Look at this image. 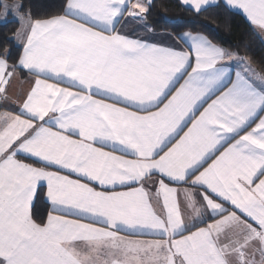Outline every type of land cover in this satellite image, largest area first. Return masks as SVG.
Returning <instances> with one entry per match:
<instances>
[{"label": "snow or ice", "instance_id": "1", "mask_svg": "<svg viewBox=\"0 0 264 264\" xmlns=\"http://www.w3.org/2000/svg\"><path fill=\"white\" fill-rule=\"evenodd\" d=\"M181 3L239 10L264 39V0ZM3 6L21 27L0 100L33 79L0 112V264H264V62L202 32L131 36L154 34L151 0Z\"/></svg>", "mask_w": 264, "mask_h": 264}, {"label": "trees", "instance_id": "2", "mask_svg": "<svg viewBox=\"0 0 264 264\" xmlns=\"http://www.w3.org/2000/svg\"><path fill=\"white\" fill-rule=\"evenodd\" d=\"M0 1L14 2V0ZM19 2L23 4L22 13L30 10L34 18H44L58 13L62 0H19ZM146 21L157 31L165 30L173 34L189 30L202 32L213 42L227 49L238 50L242 55L250 56L255 62H264L263 42L247 20L233 10L210 6L200 15H194L179 0H151V9ZM18 27L16 20L0 21V53L7 47L11 50L13 58L16 56L19 48L13 40V35ZM47 210V204L39 192L33 204L34 218L38 221L44 219Z\"/></svg>", "mask_w": 264, "mask_h": 264}, {"label": "crops", "instance_id": "3", "mask_svg": "<svg viewBox=\"0 0 264 264\" xmlns=\"http://www.w3.org/2000/svg\"><path fill=\"white\" fill-rule=\"evenodd\" d=\"M179 1L181 2V0H179ZM4 3H5L4 1H0V4H1L0 21H4L7 19L16 20L19 24V27H18V29H19L21 27L20 21L17 17H15L11 13V11H9V14L7 15V17H5L3 15V13L5 12V9L3 6ZM6 3L12 4L13 2L12 3L6 2ZM232 10L241 14L244 17V15L242 14L241 11L236 10V9H232ZM146 23H147V21H146ZM143 24H144V22L129 20L127 25L125 26V31L133 37L148 36L153 42H159L161 44L172 43V36L169 35L171 32L165 31V30H160V31L154 30V34H151V33H148L145 31ZM147 25H148V23H147ZM15 33H14V35H15ZM171 34H173V33H171ZM14 35H13V37H14ZM258 36L264 44V39H262L260 35H258ZM14 42L17 45V42L15 40H14ZM32 79L33 78L26 71L18 70L17 77L13 78L10 86L8 87V91H7L8 99L7 100H0V112H3V111H13L14 112V111H16V102L18 100L23 99L22 93H23V91H26L27 89H29ZM46 191H47L46 185L39 187L38 191H37V194L40 192L43 200L45 201V203L47 204V207H48V210H47L44 218H46L47 213L50 210V202L47 200ZM37 194L34 198V202L36 200ZM34 202H33V204H34ZM199 226H203V225H199Z\"/></svg>", "mask_w": 264, "mask_h": 264}]
</instances>
